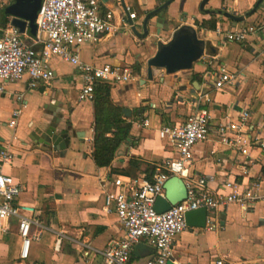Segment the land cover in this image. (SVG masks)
Segmentation results:
<instances>
[{
    "label": "crops",
    "instance_id": "0c3cea01",
    "mask_svg": "<svg viewBox=\"0 0 264 264\" xmlns=\"http://www.w3.org/2000/svg\"><path fill=\"white\" fill-rule=\"evenodd\" d=\"M165 1L101 0L103 12L109 8L115 11L121 30L81 48V58L87 63L140 66L133 81L111 86L113 103L123 107L124 117L132 122V138L122 143L110 166L98 167L94 162V104L78 100L81 80L70 63L55 57L51 66L56 76L50 82L31 88L25 75L8 84L6 93L0 95V147H8L15 154L13 162L4 165L3 170L23 187L16 203L21 213L34 221L29 256L23 259L19 218L10 219L8 233L0 236V264H103L99 251L124 236L115 204H111L110 211L105 209L108 191L115 190L113 179L120 175L148 176V167L175 154L172 144L160 137V129L186 120L190 103H179L177 96L193 98L210 91L207 76L220 65L237 71L240 79L223 91L211 90L212 127L215 130L236 119L243 107L250 105V124L264 135V55L260 54L264 43L254 38L227 42L216 29L197 24L213 17L217 27L225 30L242 23H261L264 3L243 21H234L202 13V0H175L152 18V34L146 39L136 37L131 27L123 26L125 6L137 14L135 24L142 31V19ZM12 2L0 0V36L13 27L12 17L6 12ZM256 2L210 0L206 8L244 15ZM164 20L168 24L158 37L153 31ZM184 24L194 26L211 45L212 52L190 70L172 75L161 70L150 80L147 60L157 51L156 41H169ZM23 36L30 43L34 37L29 32ZM18 95H23L21 102L16 99ZM18 107L21 113L12 127L9 121ZM54 119L59 123L58 130L69 131L70 146L64 155L32 137L35 129H45ZM133 158L140 162L138 168L132 167ZM192 171L197 177H209V186L214 190L223 191L225 182L235 181L241 190L254 187L260 199L249 209L234 203L208 211L205 228L188 226L177 237L172 263L216 264L224 259L226 264H264V146L253 141L250 153L242 155L223 145L214 134L194 147ZM154 253L153 247L140 241L133 247L131 264H145Z\"/></svg>",
    "mask_w": 264,
    "mask_h": 264
},
{
    "label": "built area",
    "instance_id": "2783aa9c",
    "mask_svg": "<svg viewBox=\"0 0 264 264\" xmlns=\"http://www.w3.org/2000/svg\"><path fill=\"white\" fill-rule=\"evenodd\" d=\"M124 11L123 26L130 28L129 21L137 20L138 16L128 6ZM36 24L38 31L31 43L16 27L9 28L0 36V95L6 93L8 84L20 81L25 75L29 77L31 88L50 82L56 76L51 66L55 57L75 67L81 80L78 90L80 102H93L97 81L115 86L135 79L131 65H96L81 58L80 51L84 45L97 44L121 30L115 11L109 8L103 12L101 0H42ZM216 33L227 42L241 43L254 38L264 43V22L242 23L226 30L219 26ZM260 54L264 55V47ZM239 79L237 71L220 65L215 72L208 74L206 84L212 91H223L230 85H236ZM211 90L193 98L177 96L179 103L189 102L191 110L183 123L160 129V137L172 144L175 154L157 162L150 177L120 175L113 179L115 190L108 191L105 209L110 211L111 204H115L124 236L99 251L103 264H131L133 247L140 241H145L155 250L145 264H170L177 237L188 228L186 214L189 211L199 208L216 211L234 203L249 209L260 199L254 187L241 190L235 181L225 182L223 191L214 190L209 186V177H197L192 171L194 147L208 141L214 134L223 145L242 155L250 153L253 141L264 146V135L254 131L250 124V105L244 106L236 119H230L214 130L209 105L213 101ZM16 99L21 102L23 95ZM20 113L21 107L13 111L10 126H16ZM144 124L147 125L148 120ZM14 158L15 154L8 147H0V236L8 233L12 217L19 218L21 258L25 259L30 252L34 221L23 215L16 204L23 187L3 170L4 165L12 163ZM172 176L183 179L187 197L169 210L158 212L155 208L157 199L165 197L164 185ZM216 264L226 262L220 259Z\"/></svg>",
    "mask_w": 264,
    "mask_h": 264
},
{
    "label": "water",
    "instance_id": "95a60500",
    "mask_svg": "<svg viewBox=\"0 0 264 264\" xmlns=\"http://www.w3.org/2000/svg\"><path fill=\"white\" fill-rule=\"evenodd\" d=\"M106 1V0H102ZM175 0H166L156 9L148 12L142 19L141 24L143 30L140 31L135 21L130 20L131 30L138 38H148L151 36V20L156 15L168 9ZM42 0H13L8 5L6 12L12 17L10 25L19 29L24 35L29 32L36 36L38 26L36 19L41 7ZM210 0H202L200 10L204 14L219 15L234 21H243L247 15L254 14L264 3V0H257L255 6L244 15H237L235 12L225 9L206 8ZM168 21L159 22L156 31L153 33L160 36L166 28ZM157 51L154 56L147 60V76L150 80H154L156 74L164 70L167 75L176 74L180 71L190 70L194 64L200 61L206 53L212 52L211 45L199 36L198 30L189 24L178 27L173 33L171 39L167 42L162 40L156 41ZM145 83V80H142ZM59 123L56 119L50 121L45 129H35L32 137H36L41 143L52 145L55 150L60 151L62 155L70 146L69 131L63 129L58 130ZM166 193L165 197L157 199L155 208L158 212H165L173 205L178 204L187 197V187L178 176H172L164 185ZM188 226L205 228L208 224V211L206 208L189 211L186 214ZM170 264H173L171 261Z\"/></svg>",
    "mask_w": 264,
    "mask_h": 264
},
{
    "label": "trees",
    "instance_id": "16d2710c",
    "mask_svg": "<svg viewBox=\"0 0 264 264\" xmlns=\"http://www.w3.org/2000/svg\"><path fill=\"white\" fill-rule=\"evenodd\" d=\"M217 19L198 22V26L209 30H215ZM134 72H140V66H133ZM111 85L103 81H97L95 86L94 104V141L93 159L98 167H108L112 164L116 153L122 143L131 136L132 122L124 117L123 107L113 103L110 95ZM139 161L131 159L132 167L139 166ZM154 167H148V177L151 176ZM133 175L132 173H130Z\"/></svg>",
    "mask_w": 264,
    "mask_h": 264
},
{
    "label": "rangeland",
    "instance_id": "374dc122",
    "mask_svg": "<svg viewBox=\"0 0 264 264\" xmlns=\"http://www.w3.org/2000/svg\"><path fill=\"white\" fill-rule=\"evenodd\" d=\"M208 6V5H207ZM17 204V203H16Z\"/></svg>",
    "mask_w": 264,
    "mask_h": 264
}]
</instances>
